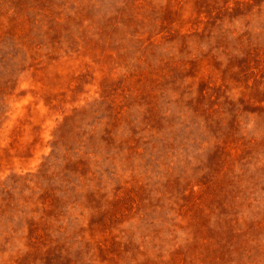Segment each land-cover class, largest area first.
<instances>
[{
	"label": "rangeland",
	"instance_id": "rangeland-1",
	"mask_svg": "<svg viewBox=\"0 0 264 264\" xmlns=\"http://www.w3.org/2000/svg\"><path fill=\"white\" fill-rule=\"evenodd\" d=\"M0 264H264V0H0Z\"/></svg>",
	"mask_w": 264,
	"mask_h": 264
}]
</instances>
